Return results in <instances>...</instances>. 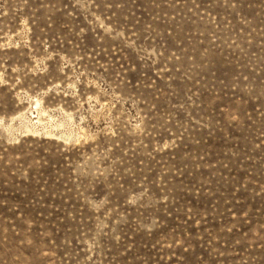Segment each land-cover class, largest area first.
I'll return each mask as SVG.
<instances>
[{"label":"rangeland","instance_id":"374dc122","mask_svg":"<svg viewBox=\"0 0 264 264\" xmlns=\"http://www.w3.org/2000/svg\"><path fill=\"white\" fill-rule=\"evenodd\" d=\"M0 264H264V0H0Z\"/></svg>","mask_w":264,"mask_h":264}]
</instances>
